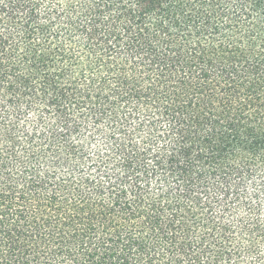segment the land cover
Here are the masks:
<instances>
[{"label": "trees", "instance_id": "trees-1", "mask_svg": "<svg viewBox=\"0 0 264 264\" xmlns=\"http://www.w3.org/2000/svg\"><path fill=\"white\" fill-rule=\"evenodd\" d=\"M0 264H264V0H0Z\"/></svg>", "mask_w": 264, "mask_h": 264}]
</instances>
